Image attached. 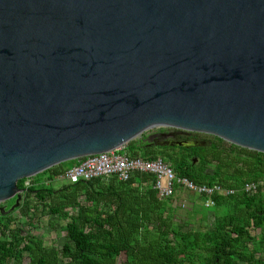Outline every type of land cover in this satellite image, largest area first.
Instances as JSON below:
<instances>
[{
    "label": "water",
    "instance_id": "95a60500",
    "mask_svg": "<svg viewBox=\"0 0 264 264\" xmlns=\"http://www.w3.org/2000/svg\"><path fill=\"white\" fill-rule=\"evenodd\" d=\"M154 127L264 153V0H0L2 212Z\"/></svg>",
    "mask_w": 264,
    "mask_h": 264
},
{
    "label": "trees",
    "instance_id": "16d2710c",
    "mask_svg": "<svg viewBox=\"0 0 264 264\" xmlns=\"http://www.w3.org/2000/svg\"><path fill=\"white\" fill-rule=\"evenodd\" d=\"M120 151L149 160L162 157L180 177L196 184L218 183L235 193L214 195L211 206L200 196L203 202L193 213H201L203 221L212 210L213 227L185 228L175 221L174 196L162 198L154 187V174L134 172L129 180L99 176L56 187L53 182L85 158L63 162L32 177L29 185L27 178L20 179L24 192L19 206L0 210V264H23L26 257L29 264H264L263 152L218 136L189 149H146L142 138H136ZM190 154L200 156L199 167ZM208 164L214 166V175L204 172ZM251 182L258 190L248 194L242 188ZM11 200L0 209L11 208L16 197ZM46 208L65 222L67 242L61 247L23 233L15 215L19 210L35 228L37 213ZM122 254L125 260L119 263Z\"/></svg>",
    "mask_w": 264,
    "mask_h": 264
},
{
    "label": "built area",
    "instance_id": "2783aa9c",
    "mask_svg": "<svg viewBox=\"0 0 264 264\" xmlns=\"http://www.w3.org/2000/svg\"><path fill=\"white\" fill-rule=\"evenodd\" d=\"M121 149L87 156L80 163L70 168L64 177L73 183L110 175H116L121 180H129L134 172L151 173L156 177L154 187L159 191L160 197L174 195L177 185L179 188L194 192L198 196H206L207 199L204 203L207 206L215 203L213 196L216 194L230 195L235 193V189L223 187L218 183L211 186L196 184L185 177H180L174 171L171 163L162 157L151 160L143 157H132L121 152ZM242 190L248 194L255 193L258 190V184L255 182L247 183Z\"/></svg>",
    "mask_w": 264,
    "mask_h": 264
},
{
    "label": "rangeland",
    "instance_id": "374dc122",
    "mask_svg": "<svg viewBox=\"0 0 264 264\" xmlns=\"http://www.w3.org/2000/svg\"><path fill=\"white\" fill-rule=\"evenodd\" d=\"M169 128L170 127H154V128L147 130L144 133H148L151 131H157L161 129H169ZM193 133H195L194 136H196L199 139L214 138V135L208 134V133H202V132H193ZM31 178L32 177L27 178L25 182L26 185L31 184ZM67 182L68 181L65 177H58L53 182V184L56 187H58ZM173 196H174L173 206L175 207L174 218L176 222L182 224L183 226H185V228L187 227H191V228L213 227L214 214L212 210L208 212L207 219L203 221H202L201 213H195V214L193 213V208L196 206V204H202L203 202V199L200 196L196 195L194 192L186 191L183 188H178L176 193ZM12 203H13V200H8L1 204L10 206ZM15 215L19 217L18 223L23 229V233L31 232L33 234L39 235L42 238H44L46 244L55 245L57 247H61L65 244V242H67L66 232L63 229V225L65 224V222L59 218L58 214H51L48 208L42 209L41 211L37 213L36 219L34 221L35 228H32L28 224V220H27L28 218L26 216H22L19 210L15 211ZM253 233H256L257 235L260 234L259 230L257 229H253ZM124 260H125V255L122 254L118 258V261L119 263H121ZM63 261H66V260L62 259L61 262ZM23 264H29V259L27 257L24 259Z\"/></svg>",
    "mask_w": 264,
    "mask_h": 264
},
{
    "label": "flooded vegetation",
    "instance_id": "af4514ba",
    "mask_svg": "<svg viewBox=\"0 0 264 264\" xmlns=\"http://www.w3.org/2000/svg\"><path fill=\"white\" fill-rule=\"evenodd\" d=\"M194 134L195 133L193 132H187V131L169 128V129H161L157 131L144 133V135L141 138L143 141V146L146 149H154V148L171 149L173 147H182L175 144L176 141H180V140L199 141L200 145L198 146H204L207 145V142H210L212 140V139H199L196 136H194ZM186 149H189V147H186ZM190 160L195 161L197 167L201 165V158L197 154H190ZM212 166L213 165H209V164L206 165L204 168V172L214 175L215 168L214 166L213 167Z\"/></svg>",
    "mask_w": 264,
    "mask_h": 264
}]
</instances>
